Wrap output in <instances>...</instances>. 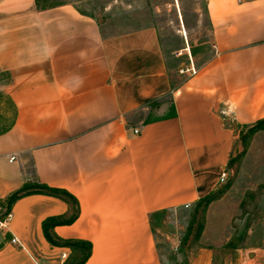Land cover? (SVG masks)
I'll return each mask as SVG.
<instances>
[{"label": "crops", "instance_id": "crops-1", "mask_svg": "<svg viewBox=\"0 0 264 264\" xmlns=\"http://www.w3.org/2000/svg\"><path fill=\"white\" fill-rule=\"evenodd\" d=\"M177 5L129 0L110 15L121 28L109 30L70 2L0 0V264H63L70 254L41 228L69 215L70 202L29 192L1 218L29 182L74 197L77 216L52 232L89 241L82 264H230L214 254L230 235L209 222L214 201L196 248L183 245L194 213L181 224L176 216L216 192L242 150L239 131L264 117V0H203L210 54L179 81L155 20L170 8L177 20ZM176 32L180 55L189 43ZM256 153L264 158V129L241 162Z\"/></svg>", "mask_w": 264, "mask_h": 264}, {"label": "rangeland", "instance_id": "rangeland-1", "mask_svg": "<svg viewBox=\"0 0 264 264\" xmlns=\"http://www.w3.org/2000/svg\"><path fill=\"white\" fill-rule=\"evenodd\" d=\"M133 1L131 0L132 3ZM145 1L154 2L158 6L163 2V0ZM63 2L75 4L79 10L94 14L101 24H108L109 30L110 27L117 30L121 28L122 23L119 18L111 19L110 15L122 7H127L129 0H120L119 5L112 4L113 0H40L41 5ZM177 11L180 13L177 20L171 8L155 13V20L162 27L160 33L169 74L175 81L187 76L186 73L179 72V69L188 65L190 58L196 67L197 63L210 54L208 23L203 0H178L176 13ZM176 29L181 31L184 29L189 43V51H183L180 55L175 54L174 51L182 42ZM183 35H185L184 32ZM241 157L232 161L227 180L214 193L212 200L214 203L209 209V222L212 225H227L230 233L227 242L213 250L214 254L223 251L224 259L230 264H261L264 259V168L260 165V160L263 156L261 157L258 153L252 154L249 157L250 161L246 163L241 162ZM206 207L207 205L204 207L199 204L195 209L183 208L182 211L177 212L176 218L179 224L181 219L183 223L189 221L194 213L192 230L183 242L186 251L188 248L193 249L197 246L195 233L204 222ZM161 218L165 222L169 220L165 216ZM183 237L184 235L181 239ZM250 252L253 253L252 257H248ZM214 264L223 263L221 259L219 262L217 257Z\"/></svg>", "mask_w": 264, "mask_h": 264}, {"label": "trees", "instance_id": "trees-1", "mask_svg": "<svg viewBox=\"0 0 264 264\" xmlns=\"http://www.w3.org/2000/svg\"><path fill=\"white\" fill-rule=\"evenodd\" d=\"M35 4L37 6H47L41 5L40 0H35ZM264 129V117L261 119L256 120L255 122L244 126V129L239 131V139L241 141L242 150L239 154H237L233 160L238 159L246 150L248 142L250 137L254 132L257 130ZM232 160V161H233ZM231 161V162H232ZM29 192H40L45 194H50L59 198H62L71 204L72 212L69 215H59V216H50L45 218L41 223V228L44 237L46 240L52 244L57 246H65L70 249V254L66 261L63 262V264H82L90 252V243L87 240L83 239H74V238H59L52 232V228L55 225H61V224H69L71 223L75 217L77 216V204L74 199L67 191L60 188L50 187L42 183L38 182H29L25 183L22 187H20L18 190L11 193L6 198V205L5 210L3 214L1 215V218L6 215L7 211L9 210V207L11 203L20 195L27 194ZM214 193H209L202 199L198 201V205L202 204L204 207L214 198ZM201 226V225H200ZM199 226V227H200Z\"/></svg>", "mask_w": 264, "mask_h": 264}, {"label": "built area", "instance_id": "built-area-1", "mask_svg": "<svg viewBox=\"0 0 264 264\" xmlns=\"http://www.w3.org/2000/svg\"><path fill=\"white\" fill-rule=\"evenodd\" d=\"M179 72H184L187 74V76H190V75H193L195 72H196V67L194 66V64L192 63L191 60H189V63L188 65H186L184 68H180L179 69ZM137 130H133V132H136ZM14 159V156H10L9 157V160H12ZM230 170L229 169H223L219 176H218V179H217V184L219 185H222L226 182L227 180V177H228V174H229ZM189 206V204H184L183 207L184 208H187ZM12 241H14L15 239L12 238L11 239ZM60 257L61 258H65L66 257V254L65 253H61L60 254Z\"/></svg>", "mask_w": 264, "mask_h": 264}, {"label": "water", "instance_id": "water-1", "mask_svg": "<svg viewBox=\"0 0 264 264\" xmlns=\"http://www.w3.org/2000/svg\"><path fill=\"white\" fill-rule=\"evenodd\" d=\"M234 127L236 128V126H234ZM252 256H253L252 252L248 253V257H252Z\"/></svg>", "mask_w": 264, "mask_h": 264}]
</instances>
